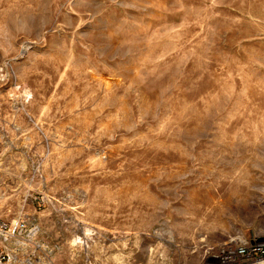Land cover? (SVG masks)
I'll use <instances>...</instances> for the list:
<instances>
[{
	"label": "rangeland",
	"instance_id": "rangeland-1",
	"mask_svg": "<svg viewBox=\"0 0 264 264\" xmlns=\"http://www.w3.org/2000/svg\"><path fill=\"white\" fill-rule=\"evenodd\" d=\"M0 218L17 264L264 237V0H0Z\"/></svg>",
	"mask_w": 264,
	"mask_h": 264
},
{
	"label": "built area",
	"instance_id": "built-area-1",
	"mask_svg": "<svg viewBox=\"0 0 264 264\" xmlns=\"http://www.w3.org/2000/svg\"><path fill=\"white\" fill-rule=\"evenodd\" d=\"M37 231V226L26 220L0 218V264H17V249L32 242ZM212 259L218 264H264V237L235 238L225 246L222 254ZM25 262L32 264L33 260L28 258Z\"/></svg>",
	"mask_w": 264,
	"mask_h": 264
}]
</instances>
